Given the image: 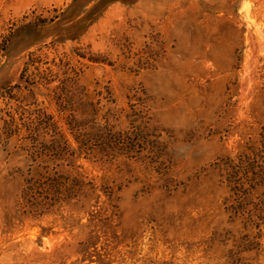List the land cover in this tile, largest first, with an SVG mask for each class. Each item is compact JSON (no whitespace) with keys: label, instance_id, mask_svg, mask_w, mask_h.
<instances>
[{"label":"rangeland","instance_id":"374dc122","mask_svg":"<svg viewBox=\"0 0 264 264\" xmlns=\"http://www.w3.org/2000/svg\"><path fill=\"white\" fill-rule=\"evenodd\" d=\"M0 264H264V0H0Z\"/></svg>","mask_w":264,"mask_h":264},{"label":"trees","instance_id":"16d2710c","mask_svg":"<svg viewBox=\"0 0 264 264\" xmlns=\"http://www.w3.org/2000/svg\"><path fill=\"white\" fill-rule=\"evenodd\" d=\"M43 187V188H42ZM86 183L83 181L81 176H74L70 177H61L59 178H49L46 179L44 182H40L38 188L48 190V193L52 192L53 194L61 195L64 199L70 200L72 199L74 204L80 203L84 204L88 201V191L86 190ZM88 189H95L94 186ZM37 192V191H36ZM32 207H38L40 202H36Z\"/></svg>","mask_w":264,"mask_h":264}]
</instances>
